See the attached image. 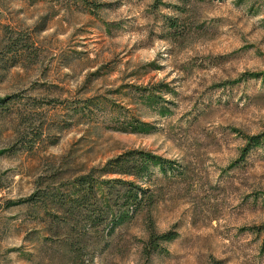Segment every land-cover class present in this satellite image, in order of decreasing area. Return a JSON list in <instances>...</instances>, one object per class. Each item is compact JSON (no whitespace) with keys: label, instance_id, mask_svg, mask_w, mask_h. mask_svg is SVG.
Returning <instances> with one entry per match:
<instances>
[{"label":"rangeland","instance_id":"1","mask_svg":"<svg viewBox=\"0 0 264 264\" xmlns=\"http://www.w3.org/2000/svg\"><path fill=\"white\" fill-rule=\"evenodd\" d=\"M263 134L264 0H0V264H68L27 198L129 150L173 238L139 213L97 264H264Z\"/></svg>","mask_w":264,"mask_h":264},{"label":"trees","instance_id":"2","mask_svg":"<svg viewBox=\"0 0 264 264\" xmlns=\"http://www.w3.org/2000/svg\"><path fill=\"white\" fill-rule=\"evenodd\" d=\"M263 137H252L249 148L264 146ZM156 158L145 150H129L100 169L73 173L65 186L62 182L57 185L58 181L54 186L47 185L41 176L27 200L43 210V240L50 241L52 249L62 250L68 264H97V253L103 251L115 228L145 211L152 232L151 246L172 239L171 233L154 232L151 210L155 201L149 181L152 166L158 164ZM160 163L163 173L172 167L169 161Z\"/></svg>","mask_w":264,"mask_h":264}]
</instances>
